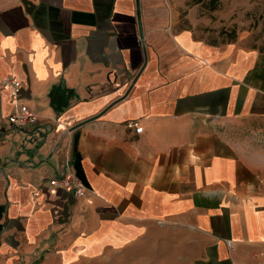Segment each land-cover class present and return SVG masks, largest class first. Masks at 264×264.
<instances>
[{"label": "crops", "instance_id": "0c3cea01", "mask_svg": "<svg viewBox=\"0 0 264 264\" xmlns=\"http://www.w3.org/2000/svg\"><path fill=\"white\" fill-rule=\"evenodd\" d=\"M202 2L138 0L140 37L136 0H0V82L37 116L0 84V264L257 262L264 175L216 123L264 119V51L181 26Z\"/></svg>", "mask_w": 264, "mask_h": 264}, {"label": "rangeland", "instance_id": "374dc122", "mask_svg": "<svg viewBox=\"0 0 264 264\" xmlns=\"http://www.w3.org/2000/svg\"><path fill=\"white\" fill-rule=\"evenodd\" d=\"M214 9L199 4L196 17H180L194 36L214 43L243 39L264 51V0H217ZM184 15V14H183ZM230 141L232 152L257 166L264 175V119L231 118L216 123Z\"/></svg>", "mask_w": 264, "mask_h": 264}, {"label": "built area", "instance_id": "2783aa9c", "mask_svg": "<svg viewBox=\"0 0 264 264\" xmlns=\"http://www.w3.org/2000/svg\"><path fill=\"white\" fill-rule=\"evenodd\" d=\"M1 86L9 91L10 99L13 102V110L7 116V121L16 128H23L27 125H33L37 122V116L31 108L25 103L20 102L21 82L14 78H4L0 82ZM135 132L142 131V127L137 123H130ZM68 166V163H66ZM49 185L72 193L74 196H80L84 191L81 181L68 169H64L58 176L49 180ZM258 260L255 264H264V247L257 253Z\"/></svg>", "mask_w": 264, "mask_h": 264}, {"label": "water", "instance_id": "95a60500", "mask_svg": "<svg viewBox=\"0 0 264 264\" xmlns=\"http://www.w3.org/2000/svg\"><path fill=\"white\" fill-rule=\"evenodd\" d=\"M136 11H137L138 26H139V34H140V37H141V36H142V30H141V25H140L139 4H138V0H136ZM96 117H97V116H93V117H91V118H88V119H86V120H83V121H81V122H79V123L73 125V126L71 127V130L74 129V128H76V127H78V126H80V125H82V124H84V123H86V122H88V121H90V120H92V119H94V118H96Z\"/></svg>", "mask_w": 264, "mask_h": 264}, {"label": "trees", "instance_id": "16d2710c", "mask_svg": "<svg viewBox=\"0 0 264 264\" xmlns=\"http://www.w3.org/2000/svg\"><path fill=\"white\" fill-rule=\"evenodd\" d=\"M193 2H200L201 0H192ZM206 1V2H205ZM217 0H204V2H202V4H204L207 8L209 9H214L216 7L215 2ZM53 93H54V89L52 88L49 92L50 97H53Z\"/></svg>", "mask_w": 264, "mask_h": 264}]
</instances>
